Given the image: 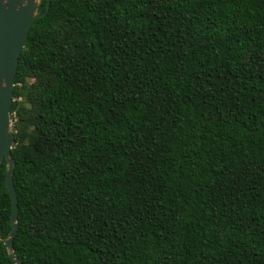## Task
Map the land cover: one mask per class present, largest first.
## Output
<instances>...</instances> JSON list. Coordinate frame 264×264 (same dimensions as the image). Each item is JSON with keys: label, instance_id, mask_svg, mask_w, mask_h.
Instances as JSON below:
<instances>
[{"label": "trees", "instance_id": "16d2710c", "mask_svg": "<svg viewBox=\"0 0 264 264\" xmlns=\"http://www.w3.org/2000/svg\"><path fill=\"white\" fill-rule=\"evenodd\" d=\"M12 98L22 264H264V0H50Z\"/></svg>", "mask_w": 264, "mask_h": 264}, {"label": "water", "instance_id": "95a60500", "mask_svg": "<svg viewBox=\"0 0 264 264\" xmlns=\"http://www.w3.org/2000/svg\"><path fill=\"white\" fill-rule=\"evenodd\" d=\"M49 3L50 0H46L44 11L38 12L39 0H0V165L5 159L7 165L4 181L11 201V229L3 243L14 264L22 263L15 256L12 247V239L17 230L18 205L12 177L14 161L11 156L12 130L9 109L13 99L12 89L18 57L27 32L34 19L47 13Z\"/></svg>", "mask_w": 264, "mask_h": 264}, {"label": "rangeland", "instance_id": "374dc122", "mask_svg": "<svg viewBox=\"0 0 264 264\" xmlns=\"http://www.w3.org/2000/svg\"><path fill=\"white\" fill-rule=\"evenodd\" d=\"M10 129L12 130V120H11V127H10Z\"/></svg>", "mask_w": 264, "mask_h": 264}]
</instances>
